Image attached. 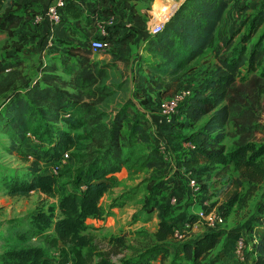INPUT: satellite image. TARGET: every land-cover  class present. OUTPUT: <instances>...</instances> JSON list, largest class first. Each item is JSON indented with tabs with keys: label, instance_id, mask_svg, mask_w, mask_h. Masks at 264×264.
<instances>
[{
	"label": "trees",
	"instance_id": "16d2710c",
	"mask_svg": "<svg viewBox=\"0 0 264 264\" xmlns=\"http://www.w3.org/2000/svg\"><path fill=\"white\" fill-rule=\"evenodd\" d=\"M137 1L111 0L129 11L130 25L123 29L119 25H104V33L94 37L109 44V48L100 53L109 55L110 60L94 61L88 45L84 48L62 42L65 50L57 56L59 67L41 64V74L29 78L21 72V67L30 56L20 44L0 58V133L9 139L7 144L0 141V145L28 163L25 173L10 169L11 173L3 176L7 193L53 192L54 174L45 172L41 165L58 163L63 153L72 148L81 151V154H72L73 161L80 163L73 174L76 189L61 196L58 207L62 216L54 221L52 230L41 241L49 247L59 242L68 247L61 248V257L55 264H152L159 257L164 259L168 251L166 242L173 234L174 223H180L182 215L168 218L163 214L153 244L120 263L113 262L112 256L121 254L123 241L116 240L111 251L99 250L94 236L85 232L86 219L104 212L101 198L123 166L134 173L152 171L146 206L160 195L163 198L168 195L169 199L175 194L181 199L184 191L192 193L186 183L173 185L168 178L162 179L167 174L166 159L153 144L142 114H131L127 103L110 105L116 100L115 96H110L124 88V84H120L111 93L107 81L115 77L113 67L118 63L129 65L130 44L137 28L147 26L146 18L136 7ZM231 2L236 4L237 0H183L158 33L146 35L142 48L145 55H139L138 62L145 68L147 82L161 97L189 88L184 84L185 77L194 69V61L214 47L216 30ZM28 6V3L8 2L0 13V32L13 38L18 33L17 28L28 23V18L25 19ZM248 8V5L239 6L242 11ZM64 11L73 18L81 14L77 0H66ZM103 11L114 13L111 9ZM33 16L32 12L29 17ZM245 25L233 31L218 48V64L208 77L189 88L190 94L178 105L177 121L173 125L198 129L196 137L180 138L192 146L181 153V163L177 166L196 175L201 183L200 195L211 189L204 171L218 174L229 167L239 175L230 180L234 187L230 204L245 184V195L263 191L251 217L260 235L246 258L250 264H264V143L257 144L254 140V135L264 130V0ZM238 34L239 41L235 42ZM256 35V41L247 47ZM59 69L67 78L55 73ZM228 127L238 137L229 151L225 144ZM66 173L70 174L71 170ZM130 197L131 193L123 192L116 198L115 205H121ZM167 204L171 207L169 202ZM43 217L39 214L37 219ZM44 222L48 224L49 218ZM12 229L11 236L22 237L21 245L25 247L1 254L0 264H52L43 246H26L31 234L28 229L22 233L17 228ZM218 241L219 232L209 231L175 246V257L182 252L185 260L195 263L205 259ZM170 264L181 263L173 260Z\"/></svg>",
	"mask_w": 264,
	"mask_h": 264
},
{
	"label": "rangeland",
	"instance_id": "374dc122",
	"mask_svg": "<svg viewBox=\"0 0 264 264\" xmlns=\"http://www.w3.org/2000/svg\"><path fill=\"white\" fill-rule=\"evenodd\" d=\"M247 1L248 0H237L236 5H248V3H246ZM115 4L116 3L111 2V6L107 7L105 5H100L101 12L104 14V17L100 19L101 22H105L107 17L115 16V12L119 11L120 6H115ZM169 4L170 5H167V3H164L162 0H138L136 2V7L145 12V14L142 15L144 18L147 17L148 21L152 13H170L173 10L172 4L173 6L176 4H174V2H170ZM105 7L106 9H111L114 13L104 12L103 8ZM177 7L175 6L174 9L176 10ZM42 9L41 7L40 9H35L34 14L41 13ZM169 9L172 10L169 11ZM251 11V9L242 11L239 16L241 18L239 19L241 24L237 29L245 24L247 25L248 18L253 14ZM237 13L239 14L240 11L237 10ZM122 15L126 17L125 14ZM32 25H34L33 21ZM32 25L27 28H19L16 31L18 33H16L13 38L0 32V58L3 57L5 53L12 52L17 45L20 44L23 51L30 56L21 67V72L27 74L29 78L35 77L37 73L41 74V72H39L41 64H55L58 67L60 64L59 58L57 57L59 54L51 56V53L56 54L54 50L48 52V49H46L44 51L40 50L39 54L33 53V47L40 46L41 42L36 40V35L38 34L35 33L36 29ZM80 30L82 31V29ZM226 30L227 27L220 29L215 35L214 47L194 61V69L185 77L184 84L187 87L191 88L199 85L218 64L217 57L220 56L218 48L221 47L219 43L224 39L223 36L224 32H227ZM24 33H27L28 36L24 35ZM257 36L258 35L251 39L246 46L250 47V45L256 41ZM42 37L40 36L39 39L42 40ZM82 37L81 33H79L73 38L81 42L84 38ZM44 38L46 39V35ZM239 38L240 34L236 36L235 42L239 41ZM31 39L33 40L31 41ZM83 44L85 48L87 45L86 41H83ZM56 46H58V44H56ZM262 46H264V42ZM94 59L101 62L103 60H110V56H96ZM128 69L129 65L125 66L122 63H118L113 67L115 77L113 80L108 79L107 81L109 86H111V93L114 92L116 86L120 84H124V88L122 92L118 91V93L116 92L113 96H110H115L116 98L110 105L114 106L116 104L120 105L127 103L129 104L128 111L131 114L134 112L142 114L144 117V125L150 132L153 144L159 146V144L162 143L165 145L167 174L165 177L163 176L162 179L165 180L168 178V181H172L173 185L178 184L184 186L186 183L188 187L186 180L187 174L180 170L177 164L181 163L179 161L181 159V153L186 150L189 143H185L180 138L184 136L186 138L196 137L195 134L198 129H183L181 126H174L172 121L167 122L162 119L159 116L158 103L163 102L166 97H161L151 85L148 87L145 83L143 84V82L139 80V77H137L136 81V76L130 75ZM244 72L245 70H242L241 73L244 74ZM55 73L67 78L60 69ZM146 100L148 103H143V101ZM165 129H167V131H164ZM28 136L33 138L31 135ZM237 138L232 128L228 127L225 141L227 151L232 149V144ZM254 138L257 144L264 143V130L258 131L254 135ZM0 141L7 144L9 139L6 135L0 133ZM184 143L186 145H184ZM73 153L81 154V151L77 152L72 148L68 150L69 157L64 163H61L60 159L57 160L60 167L53 175L56 179L53 192L44 193L35 191L28 195H9L2 180L3 176H8V174L11 173L9 171L10 169H14L18 174L25 173L28 163L22 162L14 154H9L0 145V255L11 249L25 247L21 245L22 237L17 238V236H11L13 232L12 228H17L20 233H22V230L26 229L31 233L29 242L26 243V246H43L45 255L52 264H55L59 260L61 257V248L66 247V245L59 242L57 246L49 247L44 245L41 241L43 236L52 230L54 221L62 216L58 207L61 196L76 189L73 174L80 163L79 160H76V162L73 161ZM58 163L56 162V164ZM41 166L45 172H50V165L45 166L42 164ZM217 168H219L217 170H220L221 167L217 166ZM66 170H71V173H66ZM180 171L181 174L179 175L178 173ZM151 173V170L134 173L126 166H123L121 170L113 176L110 189L101 198L100 205L103 207L104 212L101 215L88 217L85 221V232L94 236V243L99 250L111 251L118 242L116 240L123 241V246L125 247L121 246L120 255L112 256L113 262L120 263L124 259L137 254L147 246L152 245L155 240L154 233L162 215L166 213L168 218H170V215H182L185 212V204L191 200L192 193L184 191V193L181 194L180 204L175 206V208L168 206V195H166L165 198H163L162 195L157 196L146 206V202L150 196L148 187L152 183L150 178ZM204 173L206 175L205 177H207L210 182V199L214 203L216 209L221 207L219 212L224 218L223 224H221L216 231L219 232V241L205 259L195 263H190L185 260L182 252L178 257H175V246L181 244V242L190 241L194 236L198 237L207 233L205 228L201 227L194 233L192 232L190 237L184 241L179 242L174 239H168L166 242L168 251L164 259L159 257L154 260L152 264H170L173 260L181 264H209L212 261L219 262L220 264H250V262L247 261L246 254L251 249L252 243L257 240L260 232L257 226H253L251 217L254 214L255 207L263 191L258 190L252 196L245 195L247 189V185L245 184L239 189L236 199L230 204L229 201L231 200V195L234 190L230 180L239 177L238 173L230 167L218 174H214L213 171H204ZM181 180L184 181V183L181 182L180 184L179 182ZM123 192L131 193L130 199L123 202L121 205H115L117 201L116 198ZM39 214H43L44 217L37 219ZM45 218H49L48 224L44 222ZM240 237L244 238V242L241 247H238L237 240Z\"/></svg>",
	"mask_w": 264,
	"mask_h": 264
},
{
	"label": "built area",
	"instance_id": "2783aa9c",
	"mask_svg": "<svg viewBox=\"0 0 264 264\" xmlns=\"http://www.w3.org/2000/svg\"><path fill=\"white\" fill-rule=\"evenodd\" d=\"M65 4L66 0H52L51 3L48 4L46 9L42 10L39 14H35L32 18L34 25H39L42 22H46L48 24V26L46 27V30L48 29V31L46 33V39L44 40L43 51L46 49L49 50V48L53 46V27L55 24H58L60 22L61 12L62 9L65 7ZM170 10L171 9H169V11ZM173 10L175 11V9ZM173 10L170 13H152L149 17V20L147 21V32L149 34L158 33L162 29L164 23L174 13ZM113 22V17H107L105 22H101V33H104V25H112ZM87 45L92 53H99L109 48V44L107 42L98 38H90L87 41ZM189 94L190 89L184 88L179 90L177 93L166 97L163 102L158 103L159 116L167 122H176L177 120L175 118L178 114V105ZM191 146L192 145L189 144L188 147ZM158 147L160 149V152L166 159L167 156L165 151V145L161 143ZM67 158L68 152H64L60 158V162L64 163ZM59 167V163L50 165L49 173L55 174ZM180 169L187 174V185L192 191V194L191 200L185 204V212L184 214H182V216L184 217L179 220L180 223H174L173 234L170 237V239H174L179 242L184 241L185 239L190 237V234L192 232L194 233L201 227H204L205 231L207 232L217 231L220 225L224 222L223 216L220 214L218 209H216L214 203L210 199L211 191L206 190L204 194L200 195L201 183L197 180L196 175L191 173L186 168ZM207 181L209 182L208 179ZM180 201L181 199L175 194H172L168 199V202L172 208H175V206L180 204ZM243 242L244 238L240 237L237 240L238 247H241L243 245Z\"/></svg>",
	"mask_w": 264,
	"mask_h": 264
},
{
	"label": "crops",
	"instance_id": "0c3cea01",
	"mask_svg": "<svg viewBox=\"0 0 264 264\" xmlns=\"http://www.w3.org/2000/svg\"><path fill=\"white\" fill-rule=\"evenodd\" d=\"M11 1H16L19 4H25V3L30 4V6H28L25 10V14H26L25 19L28 18V20H27L28 23L27 24L23 23L24 25L21 24L17 28V30H18L19 28H22V27L27 28L30 25H32V17L30 18L29 15H31L32 12L35 13V9H38V8L40 9V7H41V9L43 8L42 10L46 9L48 4L51 3L52 0H0L1 12L4 9V6H6L7 3L11 2ZM162 1H164V3L166 2L167 5H170L169 4L170 2H174V4H176V5L173 6V4H172V7L175 8V6L177 7L183 0H162ZM261 1L262 0H248L246 2L249 5L248 9L249 10L251 9L252 10L251 12L255 13L256 8L260 5ZM77 2H78V6H79L80 12H81L80 16L77 18H73L71 15L66 14L64 11V8H63L62 12H61V15H62L61 23L59 22L58 24H55L53 27L54 42H53L52 48L49 49L50 51H48V52H52L54 50V51H56V54L51 53V56L57 55V54H59L60 51L65 50V46L63 45L62 42L75 43L78 46L83 47V45H84L83 41H86V43H87V41L90 38H94L95 36L102 34L101 30H100V25H101L100 19L102 17H104V14L101 12L100 5H102V6L105 5L106 7L111 6V0H106V1L77 0ZM241 5H244V4H240L239 6H241ZM239 6H237L234 2H231L228 5L227 9L225 10L223 20L219 24V26L216 30V34H217V32L220 29L227 27V30H226L227 32H224V36H223L224 39L222 40V42L219 43L220 46H222L225 43L226 39L231 35V32H233V30H236L237 27L240 26V24H241V21H239V19H241V18L239 16L241 15L242 10H240L238 8ZM106 7L103 9H106ZM237 10L240 11L239 14L237 13ZM247 10H245V11H247ZM138 11L141 15L145 14V12L139 8H138ZM93 13H95V14H93ZM122 14H125L126 17H123ZM94 15H97V16L95 18V21H92ZM129 15H130L129 11L126 9L124 10V8L122 6H120L119 11H116L115 16H113L114 22L112 25H119L121 29H123V26H129L130 25ZM145 18H146V22H147V17H145ZM32 26H34V28L36 29L35 33L38 34V35H36V40L41 42L40 46H34L32 51L35 54H39L40 50H43L42 43L44 42L45 39H43L42 36L46 35L48 29H47L46 33H45V30H46V27L48 26V24L46 22H42L39 25H32ZM80 29H82V31ZM83 32H84V34H83ZM79 33H81V35L84 37V38L82 37L83 39L81 42H78L79 40H75L73 38L74 36L76 37V35H78ZM147 34H148L147 26L145 29L137 28V33L134 35L133 40L130 44L131 51H130V55H129L130 63H129V69L128 70H129L130 75H133L134 77L136 76L135 77L136 81H137V77H139V80L141 82H143V84L145 83V85H148V87H149L150 84L147 82V73L145 71V68L143 66H141L140 63L138 62V56L141 54L145 55V52L142 50V48L144 46V41L146 39ZM24 35L28 36L27 33H24ZM40 36L42 37V40L39 39ZM32 40L33 39H31V41ZM56 44H58V46H56ZM96 56H104V54H101L100 52L99 53H91V58L94 61H96V59H94V58H96ZM164 131H167V129H165ZM184 145H186V144L184 143ZM182 146H183V144H182ZM258 235H260V232Z\"/></svg>",
	"mask_w": 264,
	"mask_h": 264
},
{
	"label": "bare ground",
	"instance_id": "6f19581e",
	"mask_svg": "<svg viewBox=\"0 0 264 264\" xmlns=\"http://www.w3.org/2000/svg\"><path fill=\"white\" fill-rule=\"evenodd\" d=\"M174 9V8H173ZM172 10V9H171Z\"/></svg>",
	"mask_w": 264,
	"mask_h": 264
}]
</instances>
